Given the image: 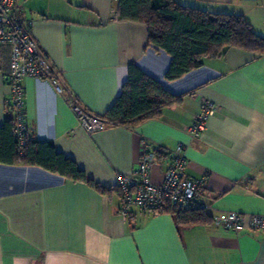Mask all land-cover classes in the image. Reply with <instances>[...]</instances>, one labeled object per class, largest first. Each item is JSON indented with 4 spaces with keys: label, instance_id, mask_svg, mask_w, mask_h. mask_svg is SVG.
I'll return each instance as SVG.
<instances>
[{
    "label": "crops",
    "instance_id": "obj_1",
    "mask_svg": "<svg viewBox=\"0 0 264 264\" xmlns=\"http://www.w3.org/2000/svg\"><path fill=\"white\" fill-rule=\"evenodd\" d=\"M175 1L243 15L264 36V9H251L259 0ZM14 14L90 114L102 116L112 106L131 64L181 96L158 118L87 133L48 81L28 77L29 139L51 144L88 179L110 188L146 149L155 154L149 181L161 183L182 144L188 176L203 177L197 202L208 207L211 222L179 225L168 213L137 209L123 218L115 191L101 194L41 164L0 162V264H264V231L236 233L213 221L225 212L264 215V56L230 47L168 80L171 57L148 44L144 24L118 20L117 0H16ZM8 71L2 45L0 126L13 120L5 105ZM203 100L219 109L192 139L186 128Z\"/></svg>",
    "mask_w": 264,
    "mask_h": 264
},
{
    "label": "trees",
    "instance_id": "obj_2",
    "mask_svg": "<svg viewBox=\"0 0 264 264\" xmlns=\"http://www.w3.org/2000/svg\"><path fill=\"white\" fill-rule=\"evenodd\" d=\"M117 18L146 26L148 44L165 50L171 57L165 74L168 80L181 77L202 65L204 58L220 56L230 47L264 56V36L258 34L240 14L211 12L175 0H117ZM180 100L181 96L173 95L131 64L115 102L99 117L106 126L132 127L158 118L166 107ZM0 162L41 164L74 181L85 182L101 194L117 192L115 186L104 187L88 179L74 161L56 154L51 144L33 143L29 134L25 145L19 148L13 136V120L0 126ZM155 212L172 215L179 225L211 222L200 207L177 209L166 204Z\"/></svg>",
    "mask_w": 264,
    "mask_h": 264
},
{
    "label": "built area",
    "instance_id": "obj_3",
    "mask_svg": "<svg viewBox=\"0 0 264 264\" xmlns=\"http://www.w3.org/2000/svg\"><path fill=\"white\" fill-rule=\"evenodd\" d=\"M16 0H0V46L9 49V71L6 81L9 87L5 105L13 113V136L19 148L25 145L29 126L24 116L25 93L23 80L48 81L55 92L62 97L76 118L77 125L87 133L103 130L105 122L87 112L78 102L74 93L59 81L57 69L40 49L28 27L14 14ZM218 105L203 100L200 112L194 116L186 132L192 139L205 128L207 118L218 111ZM185 146L178 144L173 152L172 164L163 174L161 183L149 181L155 154L144 150L136 167L129 174L117 176L115 187L120 200V214L126 218L131 209L155 212L170 204L177 209L208 207L197 202L202 190L203 177L192 178L186 172ZM213 221L225 230L240 232L245 228L264 231V215L254 214L248 219L236 212H225L213 216Z\"/></svg>",
    "mask_w": 264,
    "mask_h": 264
},
{
    "label": "rangeland",
    "instance_id": "obj_4",
    "mask_svg": "<svg viewBox=\"0 0 264 264\" xmlns=\"http://www.w3.org/2000/svg\"><path fill=\"white\" fill-rule=\"evenodd\" d=\"M251 9H264V0H259L251 6Z\"/></svg>",
    "mask_w": 264,
    "mask_h": 264
}]
</instances>
